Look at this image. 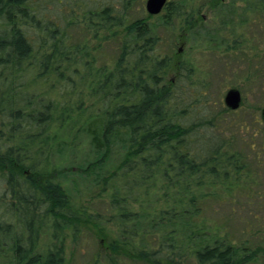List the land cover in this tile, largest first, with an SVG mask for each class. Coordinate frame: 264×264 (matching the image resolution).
<instances>
[{"label": "trees", "instance_id": "obj_1", "mask_svg": "<svg viewBox=\"0 0 264 264\" xmlns=\"http://www.w3.org/2000/svg\"><path fill=\"white\" fill-rule=\"evenodd\" d=\"M242 1L240 8L234 0L221 1L217 38L206 35L210 41L220 36L227 53L245 46L243 27L250 22L248 17L264 20V0ZM33 3L0 0V20L6 28L0 32V114L7 117L6 130L0 131V180L6 184L0 196V264H66L63 234L72 229L77 238L84 220L73 211L61 180L71 176L86 178L109 199L120 230V238L111 242L109 250L117 258L132 264H182L192 253L195 264H264L262 244H234L229 233L213 235L196 221L202 207L195 203L205 195L195 199L192 189L217 184L231 191L235 181H243L247 163L223 141H207L202 147L191 139L193 127L182 122L187 110L183 88L174 83L161 86L171 63L155 54L160 41L151 25L145 19L131 23L126 28L130 39L123 43L113 68L85 73L78 65L86 67L90 61L85 60L84 48L72 40L68 26L42 21ZM163 12L168 20L186 15L172 3ZM193 16H186V30L194 31L204 21ZM95 19L89 21L96 34L122 26L109 8ZM257 26L263 34V27ZM253 60L264 82V58ZM178 66L189 73L183 74L184 79L191 80L195 73L185 64ZM28 75L27 83L20 84ZM88 77L93 81L95 106L82 100ZM58 90L62 102L56 100ZM67 125V137L72 139L56 151L61 164L52 165V143L58 140L52 130ZM80 133L90 138V151L83 159L76 156L79 145H74ZM66 155L68 161L62 164ZM114 155L122 161L111 172L107 169ZM158 184L165 196L177 189L171 196L173 205L151 218L133 213L130 204L149 196ZM185 204L189 208L184 209ZM85 219L91 222L92 217ZM137 220L141 229L150 221L151 230L138 232ZM45 227L52 231V242L42 253L37 244ZM154 242L159 243L158 250L153 249Z\"/></svg>", "mask_w": 264, "mask_h": 264}, {"label": "rangeland", "instance_id": "obj_2", "mask_svg": "<svg viewBox=\"0 0 264 264\" xmlns=\"http://www.w3.org/2000/svg\"><path fill=\"white\" fill-rule=\"evenodd\" d=\"M147 1L135 0L131 3L127 0H34L33 7L40 12L39 18L42 21L50 20L57 25L68 26L72 40L84 48L85 60L90 61L86 67L84 64L78 65L85 73H91L93 69L98 70L104 66L113 68L123 43L130 39L126 28L131 23L145 19L151 25L160 41L155 54L166 56L171 63L161 86L174 83L183 88V107L187 110L182 122L188 128L193 127L191 139L202 147L207 141L209 144L216 140L223 141L228 150L240 153L247 163V169L241 179L243 181H235V187L231 191L222 188V185L207 186L209 181L204 189H192L195 199H199L200 193L205 195L204 200L199 199V204L195 203L196 207H202L196 221L213 235L223 236L229 233L234 244L248 242L251 247L262 244L264 250V123L261 118L264 108V82L260 81L255 71L259 67L253 60L254 57L264 58V33L262 34L261 29L257 30V24L264 30V20L251 21L252 17H248L250 22L243 27V35L247 40L245 46L241 51L227 53V44L218 41L220 36L217 40L210 41L206 35L209 32L217 38L221 1L229 3L232 0H168V3L178 6L186 14L180 19L172 20H168L167 13L164 12L159 14V17H149L146 10ZM234 1L239 8L244 6L242 0ZM107 8L122 26L109 32L100 30L96 34L89 20L96 22L95 16ZM192 14L195 19L204 20L198 24L199 28L193 29L194 31L186 30L185 27L186 16ZM254 27L257 28L253 29ZM5 29L4 21L0 20V32ZM252 30L259 33L254 34ZM179 64H185L188 70L195 73L192 74L191 80L184 79L183 74L189 73L179 71ZM29 78V75L24 77L20 84L27 83ZM91 82L92 79L88 77L87 83L82 85V100L87 106H95L98 103L94 98ZM233 88L241 92V107L236 111H225L227 108L224 97L227 91ZM27 89H30L29 85ZM69 89L64 91L70 92ZM30 90L32 93L33 89ZM61 92L58 90L56 99L61 100L60 102L64 100L59 95ZM6 124L7 117L3 112L0 114V131L6 130ZM68 125L63 130L57 129L56 126L52 130V135L58 134L57 142L52 143V165L61 164L60 155L56 151L63 147L62 142L72 139L71 136L67 137ZM77 139L74 141V145H79L75 149L76 156L83 159L85 153L90 151V138L80 133ZM120 157L112 156L109 161L111 166L107 170L115 171L122 161ZM66 158L67 155L62 164L68 161ZM61 180L71 198L73 211L84 218L79 226L77 238L74 237L72 229L63 234L66 264H132L131 260L117 258L109 250L111 242L120 238V230L106 194L100 188L91 186L86 178L81 180L71 176ZM225 183L228 184L227 181ZM5 185L1 179L0 196L5 191ZM160 186L161 184H158L144 199L140 196L138 203L130 204L132 212L141 216L149 215L151 218L161 210L170 208L173 205L171 196L177 189L173 188L172 193L165 196ZM168 199L171 202L169 206L166 203ZM187 208L189 207L185 204L184 209ZM89 215L92 217L91 222L85 219ZM149 224L150 221L144 224L145 229H141V222L137 220L135 229H138V232L149 230L152 227H149ZM51 236V229L45 227L37 244L39 252L47 251L52 242ZM158 244L154 242L153 249L158 250ZM186 247L182 246L184 249ZM190 254L185 256L182 264L196 263L193 254ZM161 256L165 258L163 254ZM261 260L264 262V258Z\"/></svg>", "mask_w": 264, "mask_h": 264}, {"label": "water", "instance_id": "obj_3", "mask_svg": "<svg viewBox=\"0 0 264 264\" xmlns=\"http://www.w3.org/2000/svg\"><path fill=\"white\" fill-rule=\"evenodd\" d=\"M168 0H148L146 3V10L149 15L157 16L162 13L166 7ZM242 103L241 92L238 89H230L224 97L225 107L231 111H236L240 108ZM261 118L264 123V108L261 112Z\"/></svg>", "mask_w": 264, "mask_h": 264}, {"label": "flooded vegetation", "instance_id": "obj_4", "mask_svg": "<svg viewBox=\"0 0 264 264\" xmlns=\"http://www.w3.org/2000/svg\"><path fill=\"white\" fill-rule=\"evenodd\" d=\"M242 96V95H241ZM242 104V103H241ZM241 107V106H240ZM231 111V110H230Z\"/></svg>", "mask_w": 264, "mask_h": 264}]
</instances>
